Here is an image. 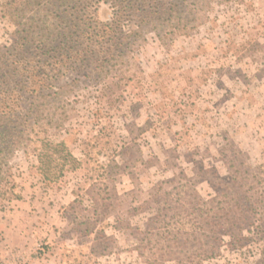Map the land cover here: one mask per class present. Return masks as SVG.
<instances>
[{"label": "rangeland", "instance_id": "1", "mask_svg": "<svg viewBox=\"0 0 264 264\" xmlns=\"http://www.w3.org/2000/svg\"><path fill=\"white\" fill-rule=\"evenodd\" d=\"M24 1L0 0V53L21 29L41 31L25 19L15 25ZM206 1L186 33L147 31L127 45L120 67L128 73L68 70L45 91V115L60 122L47 135L64 140L80 165L46 183L33 145L7 155L0 264H147L133 246L154 208L153 188L188 180L214 197L230 184L231 163L264 164V0ZM108 12L101 4L99 17ZM243 234L248 244L224 237L219 255L202 264H263L264 224Z\"/></svg>", "mask_w": 264, "mask_h": 264}, {"label": "trees", "instance_id": "2", "mask_svg": "<svg viewBox=\"0 0 264 264\" xmlns=\"http://www.w3.org/2000/svg\"><path fill=\"white\" fill-rule=\"evenodd\" d=\"M188 1L25 0L24 7L16 8L15 25L25 19L42 28L37 33L21 29V35L0 53V171L7 155L25 142L33 145L44 182L53 183L67 170L77 169L80 162L66 142L47 135L48 127L60 122L45 115L44 100L49 96L45 91L68 70L97 78L112 68L128 73L120 65L132 41L147 31L162 38L195 26L197 12L207 1L191 0V5ZM101 4L109 9L104 20L98 14ZM26 10L47 13L42 19ZM30 49L31 59L26 57ZM228 169L230 184L218 196H202L188 180L169 190L153 188L154 208L133 250L147 264L172 260L202 264L219 255L224 237L236 248L248 244L252 237L243 231L252 234L254 222L264 224V164L242 169L233 162ZM182 253L185 263L177 256ZM261 261L264 264V248Z\"/></svg>", "mask_w": 264, "mask_h": 264}]
</instances>
